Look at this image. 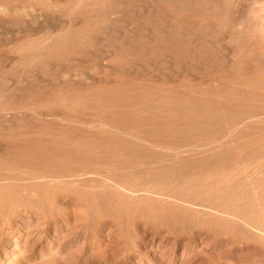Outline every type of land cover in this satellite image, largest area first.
Listing matches in <instances>:
<instances>
[{
    "label": "rangeland",
    "instance_id": "obj_1",
    "mask_svg": "<svg viewBox=\"0 0 264 264\" xmlns=\"http://www.w3.org/2000/svg\"><path fill=\"white\" fill-rule=\"evenodd\" d=\"M97 1L0 0V264H264V0Z\"/></svg>",
    "mask_w": 264,
    "mask_h": 264
},
{
    "label": "bare ground",
    "instance_id": "obj_2",
    "mask_svg": "<svg viewBox=\"0 0 264 264\" xmlns=\"http://www.w3.org/2000/svg\"><path fill=\"white\" fill-rule=\"evenodd\" d=\"M77 1L79 2V0H76V2H77ZM82 1H83V0H82ZM92 1H94V0H92ZM95 1H96V0H95ZM104 1H105V0H104ZM104 1H102V2H104ZM108 1H109V0H108ZM164 1H165V0H164ZM18 2H19V4L22 3V2L20 3V1H18ZM54 2H56V0H54ZM80 2H81V1H80ZM88 2H89V0H88ZM90 2H91V1H90ZM98 2H99V0L96 2V4H98ZM102 2H100V3H102ZM106 2H107V0H106ZM174 2H175V1H174ZM7 3H8V2H7ZM7 3H6V1H5V4H7ZM56 3H57V2H56ZM62 3H64V2H62ZM67 3H68V2H67ZM107 3H108V2H107ZM93 4H95V2H93ZM96 4H95V5H96ZM108 4H109V3H108ZM62 5H63V4H62ZM80 5H82V4L80 3L78 6H80ZM9 6H10V5H9ZM9 6H6V7L8 8ZM70 6H71V5H70ZM78 6H77V7H78ZM85 6H86V5H85ZM87 6L89 7V5H87ZM99 6H102V5L99 4ZM111 6H112V5H111ZM90 7H91V5H90ZM93 7H94V6H93ZM19 8H21V7H19ZM19 8H17V9L19 10ZM70 8H71V7H70ZM72 8H73V7H72ZM94 8H96V6H95ZM80 9H82V8L80 7ZM83 9H86V8L83 7ZM87 9H88V8H87ZM87 9H86V10H87ZM91 9H93V8L91 7ZM72 10H73V9H72ZM78 10H79V7H78ZM86 10H84V11H86ZM108 10H110V9H108ZM66 14H67V13H66ZM79 14H80V13H79ZM86 17H87V16H86ZM89 17H90V16H89ZM89 17H88V18H89ZM94 18H95V17H94ZM157 18H158V17H157ZM75 19H76V18H75ZM123 20H124V19H123ZM161 20H162V19H161ZM73 21H74V20H73ZM86 22H87V21H86ZM100 22H101V21H100ZM115 22H116V21H115ZM161 22H162V21H161ZM170 22H171V21H170ZM80 23H82V21H81ZM87 23H88V22H87ZM87 23H85L84 25H86ZM112 23H114V22H112ZM164 23H165V22H164ZM73 24H74V22H73ZM77 24H78V22H77ZM100 24H103V22L100 23ZM125 24H126V23H125ZM81 25H82V24H81ZM84 25H82V26H84ZM90 25H93V24L91 23ZM96 25H97V24H96ZM109 25H110V24H109ZM75 26H76V24H75ZM82 26H81V27H82ZM61 27H62V26H60V27H58V28H61ZM69 27H70V26H69ZM71 27H72V26H71ZM88 27H89V26H88ZM105 27H107V26H105ZM86 28H87V25L85 26L84 30H85ZM92 28H93V27H92ZM92 28H91V29H92ZM109 28H110V27H109ZM112 28H113V27H112ZM143 28H144V27H143ZM62 29H63V28H62ZM66 29H67V28H66ZM79 29H80V28H79ZM79 29H78V30H79ZM82 29H83V28H81V31H84V30H82ZM87 29H88V28H87ZM59 30H60V29H59ZM74 30H75V29H74ZM55 31H56V29H55ZM53 32H54V31H53ZM62 32H63V31H62ZM51 33H52V32H51ZM54 33H55V32H54ZM68 33H69V32H68ZM71 33H72V32H71ZM74 33H75V32H74ZM55 34L57 35V32H56ZM69 34H70V33H69ZM72 34H73V33H72ZM52 35H53V34H52ZM56 35H55V36H56ZM63 35H64V34H63ZM65 35H66V34H65ZM75 35H77V33H75ZM78 35H79V34H78ZM78 35H77V36H78ZM80 35H81V34H80ZM45 36L47 37L46 34H45ZM45 36H44V39H45ZM53 36H54V35H53ZM53 36H51V37H53ZM57 36H58V35H57ZM57 36H56V38H57ZM66 36H67V35H66ZM68 36H69V35H68ZM48 37H49V34H48ZM48 37H47V38H48ZM40 38H41V37H40ZM47 38H46V39H47ZM59 38H60V36H59ZM64 38H65V37H64ZM36 39H38V38H36ZM46 39H45V40H46ZM74 39H75V36H74ZM34 40H35V39H34ZM48 40H49V41H52L50 38H49ZM48 40H47V41H48ZM64 40H65V39H64ZM64 40L62 41V39H61L60 41L64 42ZM89 40H90V39H89ZM30 41H31V40H30ZM30 41H29V43H30ZM35 41H36V40H35ZM49 41H48V42H49ZM54 41H55V40H54ZM54 41H52V42H54ZM22 42H24V41H22ZM22 42H21V43H22ZM27 42H28V41H27ZM33 42H34V41H33ZM42 42H43V41H42ZM58 42H59V41H57V45L59 46V44H60L59 47H61V43L59 42V44H58ZM125 42H126V41H125ZM131 42H132V41H131ZM39 43H40V42H38V44H39ZM45 43L47 44V42H45ZM54 43H55V42H54ZM73 43H74V42H73ZM30 44H32V43H30ZM69 44H70V43H69ZM126 44H128V43H126ZM33 45H35V43H33L32 46H33ZM39 45H40V44H39ZM51 45H52V44H51ZM63 45H64V43H63ZM20 46H21V45H20ZM25 46H26V45H25ZM25 46H24V47H25ZM37 46H38V45H37ZM37 46H36V47H37ZM58 46H56V47H58ZM71 46H72V45H71ZM26 47H27V46H26ZM40 47H41V46H40ZM40 47H39V48H40ZM42 47H43V46H42ZM152 47H153V46H152ZM18 48H19V47H18ZM20 48H21V47H20ZM33 48H34V46H33ZM43 48L45 49V47H43ZM62 48H64L63 50H65V47L62 46ZM36 49H37V48H36ZM44 49H43V50H44ZM52 49H53V48H52ZM71 49H72V48H71ZM43 50L40 51V53L42 52V54H43ZM59 50H61V49L59 48ZM75 50H76V49H75ZM75 50H74V51L72 50L73 54H74V53L76 54ZM126 50H127V49H126ZM34 51H35V50H34ZM142 51H143V49H142ZM20 52H21V51H20ZM38 52H39V51H38ZM81 52H82V51H81ZM126 52H127V51H126ZM145 52H146V51H145ZM28 53H29V52H28ZM31 53H32V52H31ZM31 53H30V54H31ZM63 53H64V51H63ZM70 53H71V52H70ZM127 53H128V52H127ZM146 53H147V52H146ZM18 54H19V53H18ZM18 54H17V55H18ZM21 54H22V53H21ZM34 54H35V53H34ZM71 54H72V53H71ZM71 54H70V55H71ZM80 54H81V53H80ZM82 54H83V53H82ZM17 55H16V56H17ZM16 56H15V57H16ZM29 56H30V55H29ZM29 56H28V57H29ZM36 56H37V55H36ZM128 56H129V55H128ZM19 57H20V56H18V58H19ZM129 57H130V56H129ZM16 58H17V57H16ZM21 58H22V57H21ZM30 58H31V57H30ZM58 58H61V57L59 56ZM71 58H72V57H71ZM73 58H74V56H73ZM28 59H29V58H28ZM35 59H37V58L35 57ZM35 59H34V60H35ZM120 59H121V58H120ZM122 59H124V58H122ZM125 59H126V57H125ZM19 60H21V59H19ZM26 60H27V59H26ZM26 60H25V62H26ZM58 60H59V59H58ZM58 60H57V61H58ZM23 61H24V60H23ZM55 61H56V59H55ZM55 61H54V62H55ZM51 63H53V61H52ZM48 64H49V63H48ZM48 64H47V65H48ZM50 66H51V65H50ZM61 82H62V81H61ZM67 82H69V81H67ZM71 82H73V81H71ZM71 82H70V83H71ZM105 82H106V81H105ZM108 82H109V81H108ZM108 82H107V83H108ZM12 83H13V82H12ZM75 83H77V82H75ZM75 83H74V85H75ZM131 83H132V82H131ZM133 83H134V82H133ZM59 84H60V83H59ZM67 84H68V83H67ZM67 84H66V85H67ZM82 84H83V83H82ZM96 84H99V83H96ZM96 84H95V85H96ZM140 84H141V83H140ZM103 85H104V84H103ZM114 85H115V84H114ZM133 85H134V84H133ZM141 85H142V84H141ZM144 85H145V84H144ZM59 86H60V85H59ZM61 86H62V85H61ZM75 86L77 87V86H80V85H79V83H78V85L76 84ZM82 86H84V85H82ZM96 86H97V85H96ZM104 86H106V84H105ZM104 86H103V87H104ZM107 86H109V84H108ZM115 86L117 87V85H115ZM124 86H125V85H124ZM136 86H137V85H135V87H136ZM146 86H147V85H146ZM57 87H58V86H57V84H56V88H57ZM67 87H68V86H67ZM67 87H66V88H67ZM119 87H120V86H119ZM129 87H131V86H129ZM135 87L133 86V87H131V88H135ZM147 87H148V86H147ZM149 87H150V86H149ZM54 88H55V87H54ZM59 88H60V87H59ZM72 88H73V87H72ZM81 88H82V87H81ZM90 88H91V87H90ZM112 88H113V87H112ZM112 88H111V89H112ZM70 89H71V87H70ZM78 89H79V90H83V89H80V88H78ZM84 89H85V88H84ZM87 89H89V88H87ZM87 89H86V90H87ZM119 89H120V88H119ZM152 89H153V87H152ZM56 90H57V89H56ZM121 90H123V88H122ZM148 90H149V89H148ZM57 91H58V90H57ZM100 91H101V90H100ZM140 91H141V90H140ZM69 92H71V91H69ZM87 92H88V91H87ZM106 92H107V91H106ZM122 92H123V91H122ZM129 92H130V91H129ZM136 92H137V91H136ZM136 92H135V93H136ZM166 92H167V91H166ZM85 93H86V92H85ZM91 93H93V92H91ZM96 93H97V92H96ZM107 93H108V92H107ZM107 93H106V94H107ZM110 93H111V92H110ZM110 93H109V94H110ZM68 94H69V93H68ZM88 94H89V93H88ZM93 94H94V93H93ZM126 94H127V93H126ZM136 94H137V93H136ZM97 95H98V93H97ZM123 95H124V94H123ZM3 96H4V95H3ZM159 98H160V97H159ZM78 99H79V98H78ZM153 99H154V98H153ZM64 101H65V100H64ZM64 101H63V102H64ZM117 101H118V100H117ZM148 101H149V100H148ZM149 102H151V101H149ZM64 103H65V102H64ZM65 104H66V103H65ZM65 104H64V106H65ZM32 105H33V104H32ZM86 105H87V104H86ZM119 105H120V104H119ZM66 106H67V105H66ZM117 106H118V105H117ZM21 107H22V106H21ZM28 108H29V107H28ZM79 108H80V107H79ZM117 108H118V107H117ZM161 108H162V107H161ZM81 109H82V108H81ZM120 110H121V109H120ZM76 111H77V110H76ZM104 111H105V110H104ZM5 112H6V111H5ZM124 112H125V111H124ZM135 112H136V110H135ZM135 112H134V113H135ZM62 113H63V112H62ZM64 113H65V112H64ZM76 113H77V112H76ZM87 113H88V112H87ZM90 113H91V112H90ZM67 114H69V113H67ZM88 114H89V113H88ZM126 114H127V111H126ZM135 114H136V113H135ZM45 115H46V113H45ZM45 115H44V116H45ZM61 115H62V114H61ZM76 115H77V114H76ZM118 115H119V114H118ZM120 115H121V114H120ZM129 115H130V114H129ZM84 116H85V115H84ZM103 116H105V115H103ZM135 116H136V115H135ZM135 116H134V117H135ZM64 117H65V116H64ZM71 117H72V116H71ZM74 117H75V116H74ZM135 118H136V117H135ZM138 118H139V117H138ZM138 118H136V119H138ZM57 119H58V118H57ZM78 119H80V118H78ZM86 119H87V118H86ZM251 119H252V118H251ZM253 119H255V118H253ZM253 119H252V120H253ZM257 119H259V118H257ZM260 119H262V117H260ZM59 120H60V119H59ZM65 120H66V118H65ZM162 120H163V119H162ZM246 120H247V119H246ZM60 121H61V120H60ZM116 121H117V120H116ZM247 121H248V120H247ZM50 122H51V121H50ZM52 122H53V121H52ZM52 122H51V123H52ZM63 122H64V121H63ZM69 122H70V121H69ZM92 122H93V121H92ZM105 122H106V121H105ZM107 122H108V121H107ZM249 122H250V120H249ZM53 123H54V122H53ZM71 123H72V122H71ZM77 123H78V122H77ZM77 123H76V124H77ZM94 123H96V121H95ZM108 123H109V122H108ZM163 123H164V122H163ZM243 123H245V121H244ZM74 124H75V123H74ZM101 124H102V123H101ZM238 124H239V123H238ZM44 125H45V124H44ZM77 125H78V124H77ZM89 125H90V124H89ZM89 125H87V126H89ZM108 125H109V124H108ZM79 126H80V125H79ZM85 126H86V125H85ZM102 127H104V126H102ZM111 127H113V126H111ZM236 127H237V126H236ZM66 129H67V128H66ZM115 129H116V131H117V128H115ZM112 130H114V127H113ZM82 131H83V130H82ZM118 131H119V130H118ZM118 131H117V132H118ZM60 132H61V131H60ZM120 133H121V131H120ZM123 134H124V133H123ZM229 136H230V135H229ZM231 136H232V135H231ZM30 137H31V135H30ZM128 137H129V136H128ZM32 138H34V137L32 136ZM222 138H223V137H222ZM132 139H133V138H132ZM226 139H228V137H226ZM226 139H225V140H226ZM135 140H136V139H135ZM221 140H222V139H221ZM221 140H220V141H221ZM225 140H224V141H225ZM220 141H219V142H220ZM222 141H223V140H222ZM222 141H221V142H222ZM143 143H144V142H143ZM214 143H215V142H214ZM224 143H226V142H224ZM201 144H202V143H201ZM209 144H212V143H209ZM209 144H207V145H209ZM137 145H138V144H137ZM188 145H189V144H188ZM192 145H193V144H192ZM212 145H214V144H212ZM87 146H88V145H87ZM150 146H151V145H150ZM210 146H211V145H210ZM85 147H86V146H85ZM125 147H127V146H125ZM151 147H152V146H151ZM192 147H194V145H193ZM208 147H209V146H208ZM27 148H28V147H27ZM183 148H184V147H183ZM187 148H189V147H187ZM205 148H206V145H205ZM16 149H17V148H16ZM61 149H62V148H61ZM61 149H60V150H61ZM87 149H88V148H86V150H87ZM126 149H127V148H126ZM51 150H52V149H51ZM60 150H59V151H60ZM179 150H180V149H179ZM182 150H183V149H182ZM185 150H186V149H185ZM41 151H42V149H41ZM44 151H45V149H44ZM177 152H178V151H177ZM133 153H134V152H133ZM188 153H189V152H188ZM89 154H90V153H89ZM91 156H92V155H91ZM16 157H17V156H16ZM155 157H156V156H155ZM53 159H54V158H53ZM6 167H7V166H6ZM12 168H13V167H12ZM4 172H6V171H4ZM9 172H12V171H9ZM33 181H34V180H33ZM58 183H59V182H58ZM39 184H40V183H39ZM48 184H49V183H48ZM51 184H52V183H51ZM98 184H99V183H98ZM49 186H50V185H49ZM32 190H33V189H32ZM119 191H120V190H119ZM120 192H121V191H120ZM182 203H183V202H182ZM40 225H41V224H40ZM20 226H21V225H20ZM16 227H18V226H16ZM16 227H15V228H16ZM42 227H43V226H42ZM12 228H13V227H12ZM35 228H36V227H35ZM13 229H14V228H13ZM22 229H23V228H22ZM29 229H30V228H29ZM41 229H43V228H41ZM18 230H19V229H18ZM12 231H13V230H12ZM26 231H27V229H26ZM38 231H39V230H38ZM257 231H258V230H257ZM12 233H13V232H12ZM43 233H44V232H43ZM57 233H58V232H57ZM29 234H30V233H29ZM53 234H54V233H53ZM257 234H258V233H257ZM17 235H19V234H17ZM23 235H24V234H23ZM30 235H33V234L31 233ZM42 235H43V234H42ZM263 235H264V234H263ZM39 236H40V235H39ZM26 237H27V236H26ZM40 237H41V236H40ZM8 238H9V237H8ZM31 238H32V237H31ZM37 238H38V236H37ZM27 240H28V239H27ZM31 242H32V241H31ZM33 242H34V241H33ZM36 242H37V241H36ZM26 243H27V242H26ZM26 245H27V244H26ZM16 246H17V245H16ZM21 246H22V244H21ZM17 247H18V246H17ZM14 248H15V247H14ZM14 248H13V250H14ZM16 249H18V248H16ZM152 256H153V255H152ZM5 258H6V257H5Z\"/></svg>",
    "mask_w": 264,
    "mask_h": 264
}]
</instances>
